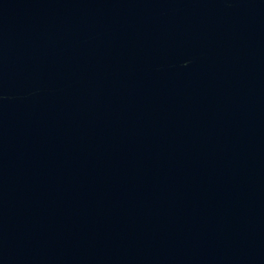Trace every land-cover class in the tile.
Returning <instances> with one entry per match:
<instances>
[{
    "label": "water",
    "instance_id": "water-1",
    "mask_svg": "<svg viewBox=\"0 0 264 264\" xmlns=\"http://www.w3.org/2000/svg\"><path fill=\"white\" fill-rule=\"evenodd\" d=\"M0 264H264V0H0Z\"/></svg>",
    "mask_w": 264,
    "mask_h": 264
}]
</instances>
